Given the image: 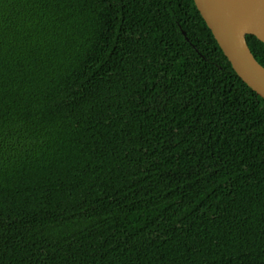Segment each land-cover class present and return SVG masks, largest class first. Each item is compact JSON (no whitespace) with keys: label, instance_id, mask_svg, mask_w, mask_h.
<instances>
[{"label":"trees","instance_id":"obj_1","mask_svg":"<svg viewBox=\"0 0 264 264\" xmlns=\"http://www.w3.org/2000/svg\"><path fill=\"white\" fill-rule=\"evenodd\" d=\"M0 264H264V99L193 0H0Z\"/></svg>","mask_w":264,"mask_h":264},{"label":"water","instance_id":"obj_2","mask_svg":"<svg viewBox=\"0 0 264 264\" xmlns=\"http://www.w3.org/2000/svg\"><path fill=\"white\" fill-rule=\"evenodd\" d=\"M223 55L238 78L264 99V67L246 41L264 44V0H193Z\"/></svg>","mask_w":264,"mask_h":264}]
</instances>
